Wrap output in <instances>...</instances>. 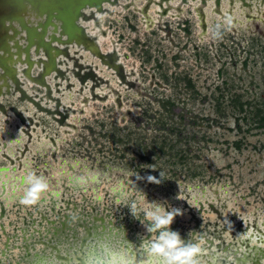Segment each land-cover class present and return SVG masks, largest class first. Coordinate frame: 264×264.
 I'll use <instances>...</instances> for the list:
<instances>
[{
    "label": "rangeland",
    "instance_id": "1",
    "mask_svg": "<svg viewBox=\"0 0 264 264\" xmlns=\"http://www.w3.org/2000/svg\"><path fill=\"white\" fill-rule=\"evenodd\" d=\"M133 4H106L115 13L102 18L105 35L100 27L91 30L103 51L117 52L127 83L113 68L80 50L85 56L80 62L93 65L96 81L89 78L82 85L70 70L75 85L67 89L65 81L60 95L70 107L69 124L60 126L49 117V130L41 126V135H25L28 145L17 149L16 157L31 153L36 140L42 147L32 157H47L55 165L52 173L59 174L56 178L73 172L79 191L87 186L103 195L101 200L122 204L115 212L128 203L146 213L158 206L165 213L179 208L182 213L174 223L184 221L185 232L192 233L195 224L188 221L194 213L205 233L210 221L219 222L220 229L235 226L239 243L247 236L238 229L240 221L264 229V1L253 0V11L242 0H222L220 7L217 0ZM76 50L71 48L73 55ZM167 102L176 105L177 115L170 105L164 107ZM50 107L56 103L50 101ZM162 122L178 124L184 131L186 139L176 143L178 157H159L162 154L152 149V142L164 133L158 131ZM169 139L178 140L172 135ZM148 175L156 181L149 182ZM65 178L63 184L70 181ZM141 229L146 232L143 224ZM225 237L234 243L230 231ZM254 244L264 248L256 239ZM200 245H207L205 239ZM261 258L249 263L264 264Z\"/></svg>",
    "mask_w": 264,
    "mask_h": 264
},
{
    "label": "water",
    "instance_id": "2",
    "mask_svg": "<svg viewBox=\"0 0 264 264\" xmlns=\"http://www.w3.org/2000/svg\"><path fill=\"white\" fill-rule=\"evenodd\" d=\"M220 2L217 0V6ZM133 3L134 0L126 5L120 0H0V32L4 34V45L0 46V132L8 126L32 138L37 128L51 126L49 117L60 126L69 124L70 107L63 104L60 96L64 95L65 81L67 89L75 85L68 73L72 70L82 85L89 78H97L93 65L80 62L85 59L80 50L113 68L127 83L117 52L103 51L91 30L101 28L102 18L115 13L106 4L128 8ZM203 3L207 4V0ZM75 46L78 50L73 55L71 48ZM72 61L73 69L69 66ZM50 101L56 103L55 108L50 107ZM41 113L47 118L38 115ZM5 158L20 161L9 155ZM50 202L53 204L47 212L37 208L22 215L23 225L11 222L12 232L2 223L7 209L0 204V264H145V251L140 245L146 234L141 225L148 222L145 211L125 206L114 212L108 207L101 214L97 206L79 207L66 198ZM192 215L188 221L189 225L195 224L191 234L183 230L184 221L180 219L172 228L186 241L200 243L205 239L207 245L201 246L199 264H250L246 258L253 257L257 248L264 251L254 244L255 239L264 243V229L257 224L251 228L249 222L245 226L240 221L238 229L247 236L238 243L235 226L227 224L220 229L219 222L213 225L210 221L205 233L203 222ZM227 231L234 243H227Z\"/></svg>",
    "mask_w": 264,
    "mask_h": 264
},
{
    "label": "crops",
    "instance_id": "3",
    "mask_svg": "<svg viewBox=\"0 0 264 264\" xmlns=\"http://www.w3.org/2000/svg\"><path fill=\"white\" fill-rule=\"evenodd\" d=\"M43 129L47 128L43 127ZM40 131V128H37L34 134L36 136L41 135L39 134ZM0 143V204L7 209V218L3 219L2 223H5L6 229L8 231H13L14 227H9L11 222H14L18 225H23L22 215H26L30 211H34L38 208L41 209L42 212H47V207L53 204L50 201L54 198H58V201L64 198L73 200L77 205H79V207H89L90 205L97 206V202L99 201L100 205L97 207L99 210H101V214H104L103 208H107L104 203H108V205H110L108 207L114 212L116 211V205H119V207L122 206V204L119 203L111 204L112 199L109 200V198L107 201L106 199L101 200L103 195H97L93 190L91 192V188L87 186L86 188L79 191L80 187L78 186V183L77 185H74L73 183L74 180L72 179L74 175L72 174V171L70 176H66V178L69 177L70 181L67 182V184H63L61 181L63 178H65V173L63 172V178H56V175L59 174L57 172L52 173L54 171L53 168H55V165L52 167V164L49 163L47 157H32V155L35 154L36 151H40L42 147L41 144L36 140L35 145H31V153L26 154L25 157L17 158V149H21L24 145H28V143L25 135L23 136V134H17L14 128L6 126L3 128V130L1 129ZM4 154L10 155L14 159L17 158L16 160H20V162H9L7 159L5 160ZM4 165H8L6 166L7 168H4ZM74 172H77V170H74ZM30 175L46 179L49 187L40 194L39 198L35 202L25 203L23 197L27 187H29V185L26 183V178ZM120 189L121 187H119V190ZM103 191L104 188L102 192ZM107 194L108 193H106V196ZM44 200L46 201L44 202ZM60 205L61 203H58L57 207H60ZM126 206L134 209L132 203H128ZM3 239L5 240V238Z\"/></svg>",
    "mask_w": 264,
    "mask_h": 264
},
{
    "label": "clouds",
    "instance_id": "4",
    "mask_svg": "<svg viewBox=\"0 0 264 264\" xmlns=\"http://www.w3.org/2000/svg\"><path fill=\"white\" fill-rule=\"evenodd\" d=\"M156 177L148 175L149 182H155ZM29 185L24 194L25 203L35 202L40 194L48 189L46 179L30 175L26 178ZM182 210L174 208L166 213L161 207L146 213L147 223H143L146 234L142 236L141 246L145 251V264H199L201 245L182 238L179 231L172 228L174 219ZM136 216L135 213H133Z\"/></svg>",
    "mask_w": 264,
    "mask_h": 264
},
{
    "label": "trees",
    "instance_id": "5",
    "mask_svg": "<svg viewBox=\"0 0 264 264\" xmlns=\"http://www.w3.org/2000/svg\"><path fill=\"white\" fill-rule=\"evenodd\" d=\"M236 102V100H235ZM170 105L171 108V113L175 116V114L177 115V113L175 112V107L176 105L171 103V102H167V104L164 106H168ZM263 114V113H262ZM262 118L260 119V122L262 123V125L264 126V115H262ZM183 118V121H186V117H181ZM158 131H164L163 135L158 136L155 141H153V146L152 149L157 152L160 153L162 155H159V157L161 156H169V157H178L179 156V151H177V144H180L182 142L183 139H186L185 135H184V131L180 128V125L175 124V125H169L168 122H162V125L158 128ZM167 133V134H165ZM171 136H176L178 138V140L173 143V140L169 139V135ZM165 134V135H164ZM161 139V140H159ZM117 140L116 142H123V140L121 139H115ZM145 149L148 151V146L145 147ZM187 151H190V149H188ZM121 158H125V157H121ZM145 160H147L148 162L152 163L153 160L149 157H144Z\"/></svg>",
    "mask_w": 264,
    "mask_h": 264
},
{
    "label": "flooded vegetation",
    "instance_id": "6",
    "mask_svg": "<svg viewBox=\"0 0 264 264\" xmlns=\"http://www.w3.org/2000/svg\"><path fill=\"white\" fill-rule=\"evenodd\" d=\"M222 1V0H221ZM242 1H244V5H246V6H248V7H250V9H251V11H253V0H242ZM264 1V0H263ZM231 2H232V4L235 2V0H231ZM221 3V2H220ZM218 7H220V5L218 6ZM219 10H220V8H219ZM250 15V14H249ZM250 16H252L253 18H255V16L254 15H250ZM105 32V30L103 31L102 30V33H104ZM106 33V32H105ZM3 39H4V34L2 33V32H0V46H3L4 45V43H3Z\"/></svg>",
    "mask_w": 264,
    "mask_h": 264
},
{
    "label": "bare ground",
    "instance_id": "7",
    "mask_svg": "<svg viewBox=\"0 0 264 264\" xmlns=\"http://www.w3.org/2000/svg\"><path fill=\"white\" fill-rule=\"evenodd\" d=\"M264 237H263V235H261V240L263 239ZM264 253V252H263ZM262 253H261V251H260V249H256L254 252H253V257H251L252 259H259V258H261V256L262 257H264V254L263 255H261ZM251 258H246V260H248L249 262H250V259ZM251 259V260H252ZM262 259V258H261ZM262 261V260H261ZM253 263V262H252Z\"/></svg>",
    "mask_w": 264,
    "mask_h": 264
}]
</instances>
